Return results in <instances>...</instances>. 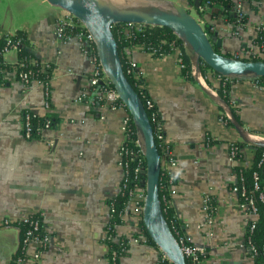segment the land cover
I'll return each mask as SVG.
<instances>
[{
	"label": "crops",
	"instance_id": "0c3cea01",
	"mask_svg": "<svg viewBox=\"0 0 264 264\" xmlns=\"http://www.w3.org/2000/svg\"><path fill=\"white\" fill-rule=\"evenodd\" d=\"M63 1L89 3L110 21L167 16L192 19L203 30L210 25L214 34L207 33L206 37H210L214 49L231 53L232 60L259 51L253 40L264 22V0H236L233 11L248 15L247 24L237 28L223 15L216 16L221 6H206L199 11L198 5L189 0ZM68 15L74 14L50 0H0V39L19 29L26 31L35 58L53 67L48 98L41 81L25 85L15 71L3 72L0 264H11L18 249L21 231L13 223L33 212L44 213V226L52 239L40 256L36 255L39 244L29 245V264H113L105 241L106 225L110 219L109 201L121 191L120 146L128 112L123 106L94 107L78 100L94 65L81 39L57 35L59 17ZM185 50L194 80L182 73L179 51L157 58L140 45L125 50L127 59L137 63V72L157 107L165 142L177 160V165L168 167L175 179L171 203L193 245L206 251L212 264H254L246 249L248 216L231 187L237 180L236 167L253 166L255 146H264V88L254 81L253 72L237 74L240 79L231 81L227 103L217 90L219 75L209 73L211 86L202 74L201 43L187 38ZM3 60L16 64L18 51H6ZM233 109L240 119L235 118ZM27 110L52 117L54 126L37 138H25L23 113ZM233 142L245 143L236 163L230 159ZM138 143L143 150L146 148L140 126ZM150 190L147 179L128 201L123 222L116 227L119 236L139 239L130 243L118 264H162L165 255L172 260L158 242L169 246L177 256L181 254L158 204L148 209ZM206 196L212 198L216 208L211 223L205 209ZM7 220L10 225L3 224ZM141 220L152 231L158 247L145 242Z\"/></svg>",
	"mask_w": 264,
	"mask_h": 264
},
{
	"label": "trees",
	"instance_id": "16d2710c",
	"mask_svg": "<svg viewBox=\"0 0 264 264\" xmlns=\"http://www.w3.org/2000/svg\"><path fill=\"white\" fill-rule=\"evenodd\" d=\"M191 4H196V0H189ZM200 5L202 6H221L220 11L216 16L219 14L223 15L225 20L232 23L234 27H244L247 24L248 21V15L247 14H241L238 15L235 13L234 7L236 0H199ZM198 7V6H197ZM257 6H255L256 9ZM198 10L200 11V8L198 7ZM81 25L78 26V28L73 32V34H77L78 32L84 33V41L86 42L87 46L91 48V51L95 54H97L99 59V65L100 67H103L101 64L100 59V53H99V47L96 42V40L91 36L88 27L84 24V21H81ZM111 32L115 38V41L117 43L118 52L121 58L123 71L125 73V76L127 77L129 83L137 93L139 97V101L142 105L143 110L147 113V116L151 123V130L155 139V143L159 152V155L162 156V149L160 145V141L157 137V127H158V119L154 117V110H157L156 105H153V107H147V100L152 99L151 96L148 94L147 90L144 87V80L139 75L138 77H134L130 73H128V67H129V60L126 56V48L133 45H140L143 50L151 53L154 57L160 58L163 56L170 55L174 53L176 50H179L181 52L180 60L184 64V68L182 69V73L189 79L194 80V77L191 73V68L189 65V62L187 60V56L185 53V40L183 37H181L172 27L168 25H160V24H146L143 22L135 21V20H118L111 24L110 26ZM128 30V31H126ZM205 32L209 35H213L214 31L211 29L210 25H207L205 27ZM11 44H16L18 42L24 43V45L20 48L18 51V61L16 64H6L3 60V53L2 50L8 46L7 38L6 36H3L0 39V84H5L6 79L3 77L2 70H13L16 72L17 76L19 77L20 72L23 71H29L30 77L35 80H39L41 82H50L52 78V70L44 71L41 68L40 62L39 63H32L31 59L35 58V55L31 51V49L28 47L29 45V39L28 34L24 30H17L15 34L11 35L10 37ZM211 40V39H210ZM253 43L255 46L259 48V51L257 53H251L248 57H234L237 60L241 61H250L255 63H261L264 64V22L259 25L257 30V35L253 40ZM215 51L222 55L223 57L231 58L233 57L231 53L225 52L223 53L218 47H215ZM39 60V59H38ZM40 61V60H39ZM24 63V65H20V63ZM200 66L203 76L206 78L207 82L213 86L212 81L209 78V73L213 76L219 75L221 78L220 85L217 87V90L220 94V96L227 102L230 103V90H231V81H235L240 79L238 75H229L226 72L216 68L212 64H210L205 57H200ZM230 77H227V76ZM254 81L261 87L264 88V74L262 75H254L253 76ZM108 80L111 86L114 87V80L109 75ZM155 104V103H154ZM120 105L125 107L128 112L127 116V125L126 129L124 131L125 137L129 143V146L132 147L134 150H140L142 149L141 145L138 143V136H139V129H138V123L134 119L133 115L131 114L128 106L125 104L123 99L120 101ZM233 115L235 118L240 119L239 115L237 114L236 110L233 109ZM48 118H51L53 122L55 120L52 117L47 116ZM223 118L227 120V123H230V121L227 119L226 116L223 115ZM46 120V116H39L37 118L33 119V135H36L38 132V129L40 126L44 124ZM237 143V142H233ZM241 146L245 143H237ZM256 156H255V162L253 166L250 168H246L244 170V176L246 185L248 186V193L253 195L257 198V204L259 207V215H258V221H257V227L253 233V240L256 243L257 247L260 249L261 244L263 242L264 238V203L260 202L258 200L259 192L253 190V171L258 170L259 174L261 176V184L262 187H264V161L262 165L259 167L257 165L258 161L260 160L262 156V151L264 150V146L256 145ZM141 156L142 163L146 166L147 165V158L146 153L144 150H141ZM137 161L132 162V165L136 164ZM149 177L148 170H146L145 174H143V179L146 181ZM170 182H171V175L166 171L164 167L161 169V174L159 177V186H158V205L159 209L161 211V214L166 222V224L169 226L171 231L173 232L174 236L176 237L177 241H185L188 244H193L192 242L187 241L188 234L186 233V226L185 224L178 219L176 216L175 208L173 207L171 203V192H170ZM173 182L175 183V179H173ZM130 195L129 192L119 194L116 198H114L112 201L114 202V205L116 207V213L114 214L112 218L113 227L115 223L120 222V212L124 210L126 207L128 201H129ZM214 205V202L212 203ZM15 226H18L20 228V231H24L26 228V222L19 221L13 223ZM140 227H141V234L145 238V242H147L150 245L158 247V243L153 238L152 234L150 233L149 229L145 225L144 220L140 221ZM113 233L117 234L116 229H113ZM138 236V234H136ZM119 241H110L109 244V255H112V252L114 250H120L122 243H125L127 238L124 236H119ZM209 258L208 254H202L198 253L197 258H195L193 255H189L187 253H184V259L185 264H212L211 262H203L204 259ZM162 264H175L172 260L164 259L162 257L161 259ZM254 264H264V255L262 253H259L254 258Z\"/></svg>",
	"mask_w": 264,
	"mask_h": 264
},
{
	"label": "built area",
	"instance_id": "2783aa9c",
	"mask_svg": "<svg viewBox=\"0 0 264 264\" xmlns=\"http://www.w3.org/2000/svg\"><path fill=\"white\" fill-rule=\"evenodd\" d=\"M200 10H203L205 6L200 5V1H195ZM236 14L241 15V11L236 10ZM81 21H83L81 18L75 15H68L64 17H59L57 21V35L60 38L68 39L73 36L78 37L83 41L84 50L85 53L89 55V60L94 65V72L90 76L89 82L87 85L81 90L80 94L78 95L79 101H85L89 104H91L94 107H101L102 105H108L111 108H118L122 107L120 105L121 96L116 88L115 84L114 87L110 85L108 77L104 74L103 67H100L99 65V59L97 54L93 53L91 51V48L87 46L86 42L84 41V33L78 32L77 34H73V32L78 28L79 25H81ZM13 34H5L7 38V43L9 44L6 46L2 53L4 54L6 51L10 49H16L17 51L20 50V48L24 45L22 42L11 44L10 37ZM91 38V35L89 36ZM179 51V50H176ZM180 56L181 52L179 51ZM181 59V58H180ZM179 59V65L181 68H184V64ZM32 63H39L41 65V68L44 71H48L49 69L53 72V67L51 63L49 62H41L36 58L31 59ZM20 65H24V63H20ZM137 63L135 61L129 60V67H128V73L133 75L134 77H138L139 73L137 72ZM4 70H2V73ZM29 71H23L19 74V79L25 84L29 85L35 79H32L30 76ZM39 81V80H38ZM45 86L46 96L47 98L50 95V82H42ZM147 107H153L154 101L152 99L147 100ZM47 105H49L47 103ZM154 117L158 119V127H157V137L160 141L161 149H162V156H161V162L162 167L166 169V171L169 173L168 167H172L177 165V160L173 156V153L171 151V148L168 146V144L165 142V136L162 128V124L159 119L158 111L154 110ZM41 115H38L32 111H25L23 113V134L25 138L27 139H34L41 135V133L44 130L51 129L55 122L51 118H48L46 116V120L42 126L39 127L38 132L36 135H33V119L37 118ZM127 125V118L125 119L124 124V131L126 129ZM125 135V133H124ZM142 147V146H141ZM230 159L233 162H238L241 159L242 156V146L237 143H232L230 146ZM141 150H134L132 147L129 146V143L124 138V141L121 143L120 146V155H121V165L123 167V178L121 181V191L120 194L129 192L130 199L136 196V189H139L145 180L143 179V174H145L147 170V165L145 166L142 163L141 156ZM137 161L136 164L132 165V162ZM264 161V150L262 151V156L260 160L258 161L257 165L260 167ZM164 165V166H163ZM246 168L242 166L236 167V173H237V180L232 185V190L235 191L240 198V206L245 211V213L248 216V226H247V235H246V249L248 254L254 259L256 255L259 253H262L264 255V238L263 242L261 244L260 249L257 247L256 243L253 240V233L257 227V221H258V215H259V207L257 204V198L248 193V186L246 185L245 176H244V170ZM170 174V173H169ZM171 175V174H170ZM173 176L171 175V182H170V192H173L172 186L174 184L173 182ZM253 190L259 192L258 200L262 203H264V187H262L261 184V176L259 174L258 170L253 171ZM212 203V198L210 196H206L205 199V209L208 212V222L211 223L213 219V215L215 213V204ZM126 208V207H125ZM125 208L122 212H120V222L115 223L113 227L112 218L114 214L116 213V207L114 205V202H110V219L109 222L106 225V236L105 241L107 244L110 241H119L118 234L113 233V229H117V225L123 222V217L125 213ZM23 222H26V228L24 231H21L20 236V242L18 245V249L13 257V260L11 264H29L30 257L28 252V247L31 243H38L40 250L37 252V256H40L41 252L46 249L49 244L51 243L52 236L51 234L46 230L44 226V213L43 212H33L25 219L22 220ZM4 225H10V221H4ZM187 241H191V237L187 236ZM139 242L138 238H127L125 243H122L120 250H114L112 252V255L110 256V259L113 264H118L119 260L124 256V254L127 252V249L130 245V243ZM180 249L183 253H187L189 255H193L195 258H197L198 253L202 254H208L206 251L198 249L193 244H188L185 241L181 240L178 241ZM109 245V244H108ZM167 256H164V259H166ZM211 262L210 258L204 259L205 262Z\"/></svg>",
	"mask_w": 264,
	"mask_h": 264
},
{
	"label": "water",
	"instance_id": "95a60500",
	"mask_svg": "<svg viewBox=\"0 0 264 264\" xmlns=\"http://www.w3.org/2000/svg\"><path fill=\"white\" fill-rule=\"evenodd\" d=\"M50 1L57 5L65 7L71 13L78 16L82 20H84V22L85 21L87 22V20L80 16L87 15L94 22V24H96V26L99 29H101L103 32L102 40L104 44H106L110 48V51L115 58L117 70L119 73V79L116 78L111 73V71H109L110 76L113 78L114 84L116 88L118 89L121 98L123 99L125 104L128 106L131 114L133 115L134 119L137 121L138 125L140 126L141 132L144 136V141H145L146 149H147L146 158H147V170L149 174L148 179L151 185L149 206H148V209H149L153 203L158 204L159 177H160L161 169H162L161 155H159V152H158V149L155 143V139H154V136L151 130V123L147 116V113L143 110L137 93L135 92L131 84L129 83L123 71L122 62H121V58L118 52L117 43L110 29L111 24L118 20L113 19L109 23L105 22V18H103V16H101L96 10L92 9L89 3H86V2L84 4L79 5L75 3L65 2L63 0H50ZM135 21L143 22L146 24L168 25L172 28L173 26H180L186 29L187 32L193 38L195 37L197 39V42L201 43V45L203 46L204 51L202 52V54L207 59V61L213 66H215L216 68L226 72L227 74L237 75L245 71H251L255 75L264 74V65L261 63H255V62H250V61L247 62V61H241V60H232V59L223 57L222 55L218 54L213 48V45L210 41V37L209 38L206 37L207 33L205 32V30H203L199 25H197V23L194 22L192 19H177V18L166 16V17H142V18L136 19ZM218 45H220V42H218ZM99 53L101 56V62L103 66H106L105 59L101 55L100 47H99ZM150 233H152L151 230H150ZM153 238L155 239L156 242H158L154 236ZM158 243L164 249V252L170 256V258L175 264H185L184 253L181 251L180 246H179V252H181V254L177 256L170 249L169 246L162 244L161 242H158Z\"/></svg>",
	"mask_w": 264,
	"mask_h": 264
},
{
	"label": "bare ground",
	"instance_id": "6f19581e",
	"mask_svg": "<svg viewBox=\"0 0 264 264\" xmlns=\"http://www.w3.org/2000/svg\"><path fill=\"white\" fill-rule=\"evenodd\" d=\"M112 7V6H111ZM81 15V14H80ZM85 19L87 20L92 32L96 35L97 40L99 42V44L101 45V49H102V55L105 59V64L107 66V68L112 72V74L119 79V73L118 70L110 63L112 61V58H110V54H109V50L110 49L106 44H104L103 40H102V36H103V32L101 29H99L96 24H94V22L86 15L84 16ZM106 22V21H105ZM174 29L180 34L182 35L184 38H188L192 41H195L197 43V39L194 37H192L186 29L180 27V26H174ZM112 55V54H111Z\"/></svg>",
	"mask_w": 264,
	"mask_h": 264
},
{
	"label": "rangeland",
	"instance_id": "374dc122",
	"mask_svg": "<svg viewBox=\"0 0 264 264\" xmlns=\"http://www.w3.org/2000/svg\"><path fill=\"white\" fill-rule=\"evenodd\" d=\"M193 13H194V11H193ZM80 17H82V18H85L84 16H80ZM105 21L107 22V23H109L110 22V19L109 18H105ZM86 22V21H85ZM87 27H88V29H89V31H90V33H91V36L94 38V36H95V38H96V40H97V37H96V35L92 32V30H91V28H90V26H89V24L86 22V23H84ZM94 38V39H95ZM184 40H187L186 38H184ZM100 45V44H99ZM100 47H101V45H100ZM102 50V49H101ZM109 50V54H110V58H112V61L110 62L116 69H117V65H116V61H115V58H114V56H113V54L111 53V51H110V49H108ZM13 52L12 53H15V51L14 50H12ZM112 54V55H111ZM104 71H105V74L107 75V76H109L110 75V72H109V70H108V68H106V66H104ZM138 129H139V125H138ZM143 147V146H142ZM146 146H145V144H144V148H145ZM145 151L147 150L146 148L144 149Z\"/></svg>",
	"mask_w": 264,
	"mask_h": 264
}]
</instances>
